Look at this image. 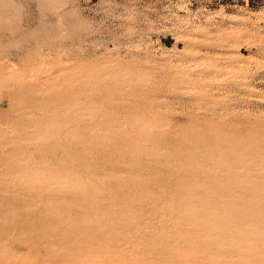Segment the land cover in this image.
I'll return each instance as SVG.
<instances>
[{"label":"rangeland","instance_id":"rangeland-1","mask_svg":"<svg viewBox=\"0 0 264 264\" xmlns=\"http://www.w3.org/2000/svg\"><path fill=\"white\" fill-rule=\"evenodd\" d=\"M0 264H264V0H0Z\"/></svg>","mask_w":264,"mask_h":264},{"label":"bare ground","instance_id":"bare-ground-1","mask_svg":"<svg viewBox=\"0 0 264 264\" xmlns=\"http://www.w3.org/2000/svg\"><path fill=\"white\" fill-rule=\"evenodd\" d=\"M56 124H57V123H56ZM122 146H123V145H122ZM220 175H221V174H220ZM219 178H220V177H219ZM221 181H222V180H221ZM228 189H229V188H228ZM223 190H224V189H223ZM230 196H231V194H230ZM234 206H236L235 203H234L233 207H234ZM249 221H250V220H249Z\"/></svg>","mask_w":264,"mask_h":264}]
</instances>
